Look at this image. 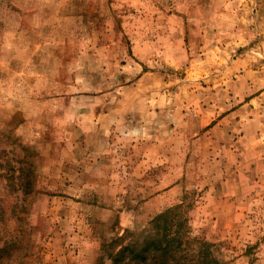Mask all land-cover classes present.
<instances>
[{
  "label": "rangeland",
  "instance_id": "rangeland-1",
  "mask_svg": "<svg viewBox=\"0 0 264 264\" xmlns=\"http://www.w3.org/2000/svg\"><path fill=\"white\" fill-rule=\"evenodd\" d=\"M180 205L264 264V0H0L4 264H112Z\"/></svg>",
  "mask_w": 264,
  "mask_h": 264
},
{
  "label": "trees",
  "instance_id": "trees-1",
  "mask_svg": "<svg viewBox=\"0 0 264 264\" xmlns=\"http://www.w3.org/2000/svg\"><path fill=\"white\" fill-rule=\"evenodd\" d=\"M29 193H24L27 197ZM153 229L140 242L123 246L108 254L112 264H222L215 244L196 234L186 217L183 205L168 209L153 222ZM112 241L108 248L118 245ZM8 243L0 249V264L10 256Z\"/></svg>",
  "mask_w": 264,
  "mask_h": 264
}]
</instances>
